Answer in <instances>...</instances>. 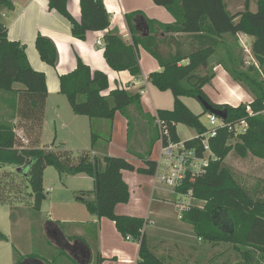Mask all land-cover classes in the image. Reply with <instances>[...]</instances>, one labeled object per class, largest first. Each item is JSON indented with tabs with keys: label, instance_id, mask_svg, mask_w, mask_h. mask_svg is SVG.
<instances>
[{
	"label": "trees",
	"instance_id": "trees-1",
	"mask_svg": "<svg viewBox=\"0 0 264 264\" xmlns=\"http://www.w3.org/2000/svg\"><path fill=\"white\" fill-rule=\"evenodd\" d=\"M153 1L166 7L175 22L162 23L148 18L142 11L126 13L131 42L109 31L104 37V57L112 70L128 71L133 77L141 78L140 48H144L162 68L150 73V82L162 91L172 92L174 107L157 109L155 115L144 111L139 91L119 86L110 90L108 75L92 69L79 58L74 70L60 75V91L68 98L73 111L91 119V148L78 153L59 149L54 143L50 148H41L48 97L46 74L32 67L26 46L10 40L8 25L0 22V99L13 101V111L2 110L0 116V205L10 204L16 208V204L32 199L33 207L40 210L47 198L44 172L48 166H55L61 177L87 174L94 179V188L81 191L77 199L85 203L92 215L111 219L125 238L130 236L140 244L137 264H169L171 257L156 254L155 246L150 245L145 232L146 219L116 212L117 205L128 203L131 197L122 171L153 175L156 169L153 146L161 134L150 141L145 155H139L145 159V167L137 168L120 156L100 157L93 151L99 144L108 147L117 112L127 120L128 143H131L138 119L153 121L156 125L159 119L161 129L168 132L163 134L164 142L168 141V136L174 141L181 140L177 125L183 123L196 129L198 134L185 143L189 147L198 145L199 136L207 127L201 121V114H196L184 98L200 101L202 97L214 107L227 110L226 123L246 119L248 129L234 145L229 142L233 135L226 128L220 129L218 136L211 140L218 160H212L203 175H188L177 188L181 194L190 193L204 201V207L189 206L181 219L193 225L202 240L233 244L242 256L235 264H262L264 195L251 193L223 161L233 149L241 157L249 153L264 157V0H258L257 11L251 10V0H245V9L235 14L228 10L224 0ZM80 7L81 17L76 19L68 10V0H49L50 10L58 11L70 21L72 34L77 39L85 40L89 32L110 27L111 15L104 0H80ZM12 8V0H0V10ZM239 33L253 38L251 50L257 65H245L242 44L236 39ZM35 43L41 59L56 67L59 53L54 41L38 34ZM212 57H215L213 63ZM217 65H222L234 82L253 95L250 103L233 106L216 103L210 98L205 86L212 84ZM15 84L23 87L16 89ZM8 93L15 94L16 98H8ZM248 105L256 114H249ZM205 112L208 111L205 109ZM97 119L109 120V138L94 129ZM17 128L23 129L27 143L19 136ZM100 140L107 143L104 145ZM14 216L12 213L13 219ZM7 239L0 230V240ZM53 256V264H79L61 249ZM103 260L99 254L96 264Z\"/></svg>",
	"mask_w": 264,
	"mask_h": 264
},
{
	"label": "crops",
	"instance_id": "crops-1",
	"mask_svg": "<svg viewBox=\"0 0 264 264\" xmlns=\"http://www.w3.org/2000/svg\"><path fill=\"white\" fill-rule=\"evenodd\" d=\"M12 1V9H4L0 11V22L8 25V37L10 40L19 41L26 46V54L32 67L46 74L48 97L46 100L45 118L42 131L43 138L41 139V146L46 143L43 139L50 135V129L54 131V128L55 130H58L59 126L60 129L67 126L62 118V114L64 113L65 108H67L68 104L69 106L71 105L66 95L61 93L60 91V75L74 70L77 67L79 58L82 59L83 62L88 64L92 69L102 70L108 75L110 90L115 89L119 86L129 88L133 91H139L141 93V100L144 111L150 112L152 115H155L157 109L172 107L171 103H168L166 104V106L162 107H157L155 105V99L160 96L157 95L158 93H156L155 89H153L151 85L152 83L149 80V75L152 72L162 70V68L158 60L154 58L148 51H146L144 48H140V63L143 74L141 78H135L128 71L117 72L112 70L104 57V46H99L96 43V40L99 37H105L106 33H108L109 31L117 32L126 41L131 42V35L127 27L125 14L132 11H142L148 18L158 20L162 23L175 22L174 16L168 11L166 7L156 4L153 0H104L105 6L111 15L110 27L103 31L89 32L85 40H80L73 36L70 21L58 11L50 10L49 0ZM225 3L228 8V4L226 1ZM68 10L76 19H80V0H68ZM38 34L49 37L56 44L59 53V61L56 67L49 65L41 59L35 43ZM239 34L243 36L242 38L247 44H251V39L253 40L251 36L244 33ZM215 72L216 77L210 85H213L219 91V79L225 82L228 81L229 78L232 80V78L222 65H217L215 67ZM15 88L20 89L22 87H20V85L18 84H15ZM228 88L230 91V98L226 99L221 95H217L215 97L210 95L208 93L207 86H205L206 92L209 94L211 99L213 98L212 100L216 103L234 104L245 100L243 92H239L237 89L231 88V86H229ZM8 94L11 95L12 93ZM65 100H67V102ZM74 114L78 115L75 112ZM73 118L76 119V117ZM16 120L17 119H15V121ZM140 121L141 120L138 119L137 124L140 123ZM145 121L146 120L142 121L143 123L141 124L146 129L145 134H147L146 136L148 137L149 141H151V127L149 124H146ZM86 122V124H89V130L86 125L87 136L88 131L89 133H91V119L89 118ZM125 126L126 141L124 144L125 147L123 149L125 155L127 154L128 156H119L126 158L137 168L145 167V159H143L139 155H145L149 148L150 142L148 144L146 143V145L139 149L133 148V145H130L127 139V120L125 122ZM17 132L23 138L25 143H27L28 141L26 139V135L23 133V129L18 128ZM91 144L92 143H90L89 146H86V148L90 149ZM54 146H56L55 143ZM93 153L100 157L104 155L118 156V154H115V152H113L112 141L109 143L107 148L99 144L93 151ZM122 172L124 180L129 184L131 197L128 203L118 204L116 207V212L118 214L143 217L144 219H146V224H149L150 220L148 214L142 215L140 212H138V209L144 208V205H147L148 201L153 206L155 202L166 199L164 196H156V193L160 192L162 193L161 195H165L170 193L171 191L169 192L167 190L168 188L166 189V187L161 184H157L155 186L153 178L152 180L150 179L149 181H147L144 175L148 174H143L131 170H123ZM72 176L86 177V180H90L91 183L86 184V191L92 190V187H94V179L87 174L80 173ZM150 176L153 177V175ZM66 188L67 198L65 199V201H62L65 202L68 206L67 214L63 219H52L47 221L53 224L55 228L53 233L57 237V242H54L50 239L49 242L59 249L66 251L68 256L72 259H75L77 262H79V258H82L84 259V262H86V264H96L97 257L100 254L104 259L101 264H137L140 244L136 241L135 242L137 244L135 246H133L132 244H122V237L120 236L123 235L118 231L115 222L106 217L100 219L92 215L87 208V213L83 218H77V216H74L76 214L74 213L72 207L76 203H74L73 201L75 195L71 193V190L73 192L77 190L78 187L73 184L71 186L68 183V186L66 185ZM47 190L51 191L49 189ZM91 196L93 197V194ZM69 197L71 201L69 200ZM175 202L176 201H173L174 204ZM151 205H149L148 213L152 215L153 211L150 210ZM59 222L73 225L69 228H66L64 226H61ZM76 224H80L81 226H75ZM94 230L96 231L97 235L96 240L88 236L89 233L94 235ZM145 232L147 234L150 245L152 246H156V244L160 241L162 242V244L173 243L174 245H179L180 247V243L187 244L190 248L196 250L198 247L187 242L169 241L152 236L148 233L146 227ZM59 236L61 238H59ZM127 241L131 242L132 240ZM92 242L94 243V247L92 246ZM86 249V254L82 255L81 251H86ZM42 261L47 264L44 260ZM84 262L79 263L84 264Z\"/></svg>",
	"mask_w": 264,
	"mask_h": 264
},
{
	"label": "rangeland",
	"instance_id": "rangeland-1",
	"mask_svg": "<svg viewBox=\"0 0 264 264\" xmlns=\"http://www.w3.org/2000/svg\"><path fill=\"white\" fill-rule=\"evenodd\" d=\"M225 1L228 4V10L232 14L245 9V0ZM250 8L252 11H257L258 0H251ZM242 37V35L238 34L236 36V39L242 44L245 65H257L256 59L251 50V44L253 40L251 39V44L249 45L245 42V40H243ZM240 38L245 43H242L240 41ZM245 44H247V49L245 47ZM214 61L215 57H212L211 63H213ZM18 85H20V87H23L22 84ZM151 85L153 89H155L156 93H158L157 95L160 96L155 99V105L157 107H162L166 106V104L168 103H171L172 107H165L161 109H173L174 103L172 92L170 90L162 91L155 87L153 84ZM219 85V91L213 85H206L208 93L214 97L217 95H221L227 99L230 98V91L228 88L229 86H231V88L237 89L239 92L244 93V101L234 104H227L237 106L240 103H250L253 100V95L245 87L241 86L239 83L234 82L230 78L225 82L219 79ZM8 98L15 99L16 95L8 94ZM65 101L67 102V100ZM6 102H8V104ZM184 102L196 114H201L202 123L206 127H209L210 112H205L203 104L197 98L193 97L184 98ZM12 103L13 101L11 100L5 101L3 99H0V116L2 114V110H5L9 113L13 111ZM254 114L256 113L253 112V115ZM73 117H76V119H74ZM62 118L67 126L62 127L61 129L59 126V129L55 130L54 128V131L50 129V135L43 139L46 143H44L41 148H43L44 145L51 146L53 143H55L56 147L58 146L59 149H69L75 153H78L83 149H88L86 148V146H89L91 143V133H89L88 131V134L86 136V125L89 130V124H86V121H88L89 118L84 115H75L69 104L62 114ZM95 121L96 122L94 129L100 135L104 136L105 138H109L111 134L109 131V120L97 119ZM142 121L144 120H141L140 123L136 124L134 128L133 138L130 143V145H133V148L139 149L146 145V143L148 144L150 142L148 137L146 136L147 134H145L146 129L141 124L143 123ZM125 122L126 119L123 114L117 112L114 121L115 130H113V132H115L112 133L111 140L113 152H115V154H118V156L120 155L124 157L128 156L127 154L125 155L123 149L125 147L124 144L126 141ZM145 122L151 127L150 140L156 139L158 134L160 133V126L158 124L156 125L153 121L151 122L149 120H146ZM14 123H16V121ZM177 126L179 137L184 141L193 139L198 135L196 129L189 127L186 124L180 123ZM42 138L43 132H41V139ZM100 141L104 143V145L107 143L105 142V140ZM229 142L230 144L234 145L235 143L239 142V138L233 137L229 140ZM159 149L160 141L158 140L154 143L153 146V159H157L159 155ZM223 163L233 169L236 177L249 189L251 193L260 196L264 195V157L257 156L253 153H249L247 157H241L235 152V149H233L226 156ZM5 168L11 169L10 167H4L3 169ZM144 177L147 179V181H149L150 179L152 180L153 178L150 175H144ZM68 183L71 186L73 184L78 187V189L73 192L71 190V193L75 195L73 201L74 203H76L74 204L72 209L76 214L74 216H77V218H83L87 213L86 205L81 200H78L77 197L80 195L81 191H86V184L91 183L90 180H86V177H73L72 175L61 177L55 166H48L44 172V187L47 198L43 201V206L40 210H36L33 207L34 202L32 199L27 200L26 203L16 204V208H12L10 204L0 205V230L8 237L7 240H0V264H14V262L18 260L22 262L21 264H24L26 263V259H35L38 257L41 258V260H44L47 264H53V255L56 256L58 254L59 248L49 242V239L57 242V237L53 233V231L55 230L53 224L47 221L52 219L60 220L65 218L68 206L62 200L65 201V199L67 198L66 185L68 186ZM93 188L94 187H92V189ZM47 189L51 191H48ZM167 190L169 192L171 191L170 189ZM161 194L162 193L158 192L156 193V196H164L166 199L155 202L153 206L148 201L147 205H144V208L138 209V212H140L142 215L148 214L150 222L145 226L148 230V233L152 236L169 241L187 242L198 247L196 250L190 248L187 244L180 243V247L179 245L176 246L173 243L162 244V242L159 241L158 243L156 242L157 244L154 243L156 244L154 248L156 254L170 256L171 258L168 259L169 264H235L242 260L240 252L234 248L233 244L227 242L213 243L202 240L194 231L193 225L185 223L179 217L178 208L175 206L173 201L177 202L178 198L180 200H183L185 199L184 196L180 197L172 194L171 192L165 195ZM187 198L191 205L204 207V201L193 198L191 196ZM69 200L71 201L70 197ZM149 205H151L150 210L153 211L152 215L148 213ZM12 213L15 215L14 219L13 217H11ZM59 224L66 228H69L73 225L65 224L63 222H59ZM75 226L81 225L76 224ZM93 233L94 235L89 233L88 236L96 240V231L94 230ZM120 237H122V244H132L133 246L137 244L133 240L131 242L127 241L124 236ZM59 238L61 237L59 236ZM92 246L94 247L93 242ZM81 252L82 255L86 254L87 249L86 251L83 250ZM78 261L82 263L84 262V259L79 258ZM84 264H86V262H84ZM262 264H264V262H262Z\"/></svg>",
	"mask_w": 264,
	"mask_h": 264
},
{
	"label": "built area",
	"instance_id": "built-area-1",
	"mask_svg": "<svg viewBox=\"0 0 264 264\" xmlns=\"http://www.w3.org/2000/svg\"><path fill=\"white\" fill-rule=\"evenodd\" d=\"M240 41L245 43L241 38ZM97 45L104 46V37H99L96 40ZM247 44L245 47L247 49ZM247 110L250 115H253L251 106H247ZM210 125L199 136L198 145L189 147L184 140L174 141L168 136V141H163V134H168L167 131L161 129V121L158 119L157 123L160 126V149L156 162V169L153 174L154 185H164L170 189L171 192L177 196L185 197L180 200L178 198L175 202L179 217L182 218L183 211L191 206L189 196L193 197L190 193L181 194L177 191V188L182 185L188 175L199 176L203 175L212 160H218V157L214 154L211 146V140L218 136L220 129L226 128L232 133L234 138H238L241 134L246 133L248 129V122L246 119L239 120L235 123H226L223 118L218 117L215 114H209ZM232 137V138H233ZM194 198V197H193ZM127 240H133L130 236Z\"/></svg>",
	"mask_w": 264,
	"mask_h": 264
},
{
	"label": "water",
	"instance_id": "water-1",
	"mask_svg": "<svg viewBox=\"0 0 264 264\" xmlns=\"http://www.w3.org/2000/svg\"><path fill=\"white\" fill-rule=\"evenodd\" d=\"M201 103L203 104V106L205 107V109L212 113L217 115L218 117H221L223 119H226L227 117V110L225 109H218L216 107H214L212 104H210L206 99L204 98H199ZM50 145H44L43 148H49ZM20 170V169H19ZM27 262L31 263V264H45L42 260L40 259H29L27 260Z\"/></svg>",
	"mask_w": 264,
	"mask_h": 264
},
{
	"label": "flooded vegetation",
	"instance_id": "flooded-vegetation-1",
	"mask_svg": "<svg viewBox=\"0 0 264 264\" xmlns=\"http://www.w3.org/2000/svg\"><path fill=\"white\" fill-rule=\"evenodd\" d=\"M24 264H31V263H29V262H26V263H24Z\"/></svg>",
	"mask_w": 264,
	"mask_h": 264
}]
</instances>
